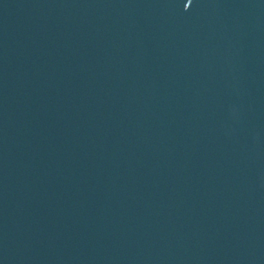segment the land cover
<instances>
[{
	"label": "water",
	"instance_id": "1",
	"mask_svg": "<svg viewBox=\"0 0 264 264\" xmlns=\"http://www.w3.org/2000/svg\"><path fill=\"white\" fill-rule=\"evenodd\" d=\"M0 264H264V0H0Z\"/></svg>",
	"mask_w": 264,
	"mask_h": 264
}]
</instances>
